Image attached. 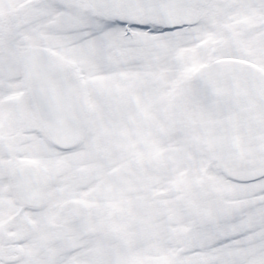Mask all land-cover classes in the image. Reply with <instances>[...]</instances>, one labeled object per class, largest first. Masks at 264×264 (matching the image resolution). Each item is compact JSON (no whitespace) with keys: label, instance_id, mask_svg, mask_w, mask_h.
Masks as SVG:
<instances>
[{"label":"snow or ice","instance_id":"snow-or-ice-1","mask_svg":"<svg viewBox=\"0 0 264 264\" xmlns=\"http://www.w3.org/2000/svg\"><path fill=\"white\" fill-rule=\"evenodd\" d=\"M0 264H264V0H0Z\"/></svg>","mask_w":264,"mask_h":264}]
</instances>
